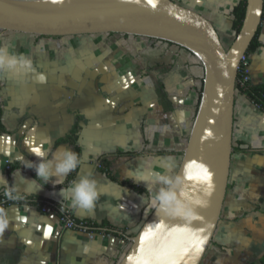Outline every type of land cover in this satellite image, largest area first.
<instances>
[{
	"label": "crops",
	"instance_id": "0c3cea01",
	"mask_svg": "<svg viewBox=\"0 0 264 264\" xmlns=\"http://www.w3.org/2000/svg\"><path fill=\"white\" fill-rule=\"evenodd\" d=\"M173 1L209 19L222 40L234 34L232 10L240 0ZM258 28L259 44L248 53L252 85H264V13ZM16 37L0 31V48L26 55L34 70L0 73V174L8 181L0 195L14 186L13 196L29 202L0 208L8 220L0 264H119L154 210L149 199L165 193L178 169L202 66L183 48L138 36ZM65 149L80 159L67 177L52 175L45 184L23 166L22 159L38 164V153L51 160ZM84 176L99 192L90 209L61 195ZM45 203L71 209L95 228L64 230L56 214L40 212ZM263 255L264 111L236 89L227 188L200 264H249Z\"/></svg>",
	"mask_w": 264,
	"mask_h": 264
},
{
	"label": "water",
	"instance_id": "95a60500",
	"mask_svg": "<svg viewBox=\"0 0 264 264\" xmlns=\"http://www.w3.org/2000/svg\"><path fill=\"white\" fill-rule=\"evenodd\" d=\"M263 7L264 0H245L241 27L225 48L209 19L173 0H0V31L151 38L189 51L202 66L198 109L164 193L166 210L151 212L130 238L119 264L201 263L227 188L237 70L258 30Z\"/></svg>",
	"mask_w": 264,
	"mask_h": 264
},
{
	"label": "clouds",
	"instance_id": "9594fccd",
	"mask_svg": "<svg viewBox=\"0 0 264 264\" xmlns=\"http://www.w3.org/2000/svg\"><path fill=\"white\" fill-rule=\"evenodd\" d=\"M11 70L15 75L28 74L31 73L33 68V61L24 54H10L6 48H0V73H3L5 70ZM40 83L45 81L43 75L37 77ZM41 157L38 164H33L32 162L24 161L22 158V163L24 167L34 168L36 172V177L44 181L46 184L52 175L57 177H67L70 173L75 171L79 164L80 159L78 155L68 149L58 151L54 154L51 160H46L43 157L46 155L43 152L38 153ZM52 160L55 162L52 163ZM131 179L136 182L135 176H132ZM161 180L167 181L164 178ZM60 179L56 180L57 184ZM8 181L0 174V185H7ZM15 192V187H11L5 191L10 199L15 198L13 193ZM61 195L65 200L71 202L72 207H82L90 209L94 207L95 202L98 199L99 192L97 189L96 182L93 179H90L88 176L81 177L78 181H74L69 187L63 188ZM155 201L153 204L152 202ZM150 208L149 210L154 209L155 211H164L166 210L164 205L167 204L166 197L163 193L157 194L155 197H151L148 201ZM158 205L160 207H158ZM8 226V220L6 219L5 213L0 210V234H2Z\"/></svg>",
	"mask_w": 264,
	"mask_h": 264
},
{
	"label": "trees",
	"instance_id": "16d2710c",
	"mask_svg": "<svg viewBox=\"0 0 264 264\" xmlns=\"http://www.w3.org/2000/svg\"><path fill=\"white\" fill-rule=\"evenodd\" d=\"M263 11H264V7H263ZM244 13H245V0H240L239 3L233 8L232 10V27L235 30V33H237L241 27L242 24V20L244 17ZM264 13V12H263ZM263 16V15H262ZM20 34V33H19ZM113 33H108V35H112ZM123 36H127L126 34H121ZM258 35H259V28L256 31L255 36L253 37L248 50H247V54L254 51L255 48L258 46L259 42H258ZM37 38H60V37H49V36H35ZM148 40H152V41H160V40H156V39H151V38H147ZM160 42H165V41H160ZM168 43L170 45H174L172 43L169 42H165ZM176 46V45H174ZM178 47V46H177ZM202 84V81H201ZM201 88L202 85L200 87V93H201ZM236 89H239L240 91L244 92L247 97L255 104L257 105L261 110L264 111V85H252V84H247L245 87H240L239 85L236 86ZM200 98V97H199ZM3 126L1 123V108H0V130H2ZM70 142L74 144V138L73 140L70 139ZM14 167H9V173L13 170ZM14 202H29L27 201V199L24 200H20L18 198H12L10 199L7 195H0V208L4 207L7 204L10 203H14ZM88 230H93L95 228V225L93 223H88ZM249 264H264V255L256 262H252Z\"/></svg>",
	"mask_w": 264,
	"mask_h": 264
},
{
	"label": "built area",
	"instance_id": "2783aa9c",
	"mask_svg": "<svg viewBox=\"0 0 264 264\" xmlns=\"http://www.w3.org/2000/svg\"><path fill=\"white\" fill-rule=\"evenodd\" d=\"M249 54L247 52L241 57L238 66L236 86L245 87L251 81L250 65H249ZM41 213L56 214L59 223L64 230L74 229L86 232L88 230L87 221H77L74 212L63 206H56L53 204L45 203L39 206Z\"/></svg>",
	"mask_w": 264,
	"mask_h": 264
},
{
	"label": "rangeland",
	"instance_id": "374dc122",
	"mask_svg": "<svg viewBox=\"0 0 264 264\" xmlns=\"http://www.w3.org/2000/svg\"><path fill=\"white\" fill-rule=\"evenodd\" d=\"M6 33H8L9 35H15V37L18 36V38L24 37V38H29L31 40L35 39V35L19 34V33H15V32H6ZM101 35H103V34L80 35V36H65V37H76V39H87V38L88 39H96V38L100 37ZM235 35H236V33L234 31V34L230 35V37H227L226 40H222V38L220 37V39H221L223 45L225 46V48H228L230 46V44L232 43ZM105 36H106V34H105ZM91 45H94V44H91Z\"/></svg>",
	"mask_w": 264,
	"mask_h": 264
}]
</instances>
